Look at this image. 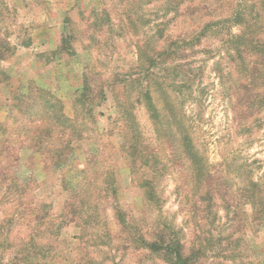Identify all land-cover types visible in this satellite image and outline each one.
I'll return each mask as SVG.
<instances>
[{"label": "trees", "instance_id": "1", "mask_svg": "<svg viewBox=\"0 0 264 264\" xmlns=\"http://www.w3.org/2000/svg\"><path fill=\"white\" fill-rule=\"evenodd\" d=\"M184 1L162 0L164 7L157 10L152 35L136 45L135 70L141 78L116 82L85 72L73 98L72 116L66 114L60 97L30 83L27 93L17 97L25 104L9 110L23 139L11 145L16 149L0 144V184L19 161V151L39 155L43 167L52 171L68 166L73 139H82L86 119L93 118L94 109L105 103L110 93L112 129L119 136L117 150L143 192V204H157L158 180L165 172L175 174L179 181L175 194L191 225L190 235L167 221H149L122 207L113 170L104 164L102 180L85 176L87 180L78 186L83 194L75 192L77 195L66 202L59 216L51 214L49 204H36L33 197H28V183L7 184L25 234L14 242L12 216L0 221L5 224V249L11 252L2 264H52L61 227L76 222L80 232L72 264H120L123 258L114 262L111 250L127 251L129 256L138 253L136 264H145V260L155 264L254 263L244 254L239 236L244 233L246 205L251 208L253 222H264V175L233 187L208 163L195 144L193 125L184 110L188 99L196 102L192 96L193 72L187 63L179 64L184 66L183 76L169 79V71L160 68V63L168 58L170 64L181 63L187 54L196 52L204 37H216L226 49L228 71L223 78L230 81V103L238 115L237 126L249 125L250 120L258 127L264 125V0H187L181 6ZM189 23L192 25L186 29ZM174 28L177 34H173ZM128 80L139 81L134 98L126 90ZM135 104L145 107L154 138L141 132L133 112ZM109 208L113 223L106 216ZM219 211L224 213V229H206L207 224L214 225ZM104 251L105 257L101 256ZM131 262L129 257L127 263ZM256 263L264 264V260Z\"/></svg>", "mask_w": 264, "mask_h": 264}, {"label": "rangeland", "instance_id": "2", "mask_svg": "<svg viewBox=\"0 0 264 264\" xmlns=\"http://www.w3.org/2000/svg\"><path fill=\"white\" fill-rule=\"evenodd\" d=\"M160 7H164L162 0H0V144L11 146L23 139L15 116L10 115L9 110L11 106L25 104L23 98L17 97L27 93L30 83L60 97L66 114L72 116L73 98L85 72H95L100 79L116 82L141 78L135 70L136 45L152 35ZM191 25H186V29ZM176 31L174 28L173 34H177ZM166 61L160 63V68L169 71V79H181L184 66L179 64L187 63V68L193 72L192 90L195 91L192 96L196 102L188 99L184 110L193 125L195 144L208 163L224 174L233 187L248 180H259L264 175V125L258 127L250 120L249 125L237 126L238 115L232 111L230 103V81L223 78L228 71L225 46L216 37L206 36L196 52L187 54L181 63L177 61L171 65L168 58V65H165ZM139 87V81L128 80L126 90L131 98ZM30 94H34V90ZM111 102L109 93L107 101L94 109L93 118L86 119L83 137L73 139L71 162L65 168L52 171L43 167L39 155L32 156L30 150L19 151V161L0 184V221L12 216L10 228L12 239H16L14 242L24 236L25 227L20 224L14 195L8 193L7 184L28 183L31 189L28 197H33L36 204H49L51 214L59 216L66 202L77 195L75 192L83 194L78 186L87 180L85 176H97L98 181L102 180L104 164L113 170L122 207L136 215H144L149 221H167L190 235L191 225L180 210L175 194L179 182L175 174L165 172L158 180L157 204H143V192L117 150L119 136L112 129ZM133 112L141 132L154 138L145 107L135 104ZM82 169L87 170L82 172ZM244 210L247 217L239 239L242 238L244 254L254 262L251 264H257V260H264V222H253L250 206L246 205ZM223 214L219 211L214 225L207 224L206 229L222 231ZM106 216L113 223L111 209ZM4 225L0 224V264L11 256L3 243ZM79 232L77 222L61 227L55 249L57 255L52 264L73 263ZM102 248L105 249V245ZM104 253L101 256L105 257ZM110 254L114 262L122 257L120 264H128L129 257L131 264H136L134 259L138 257V253L132 252L129 256L127 251L111 250ZM151 262L145 260V264H155ZM238 262L233 264H240Z\"/></svg>", "mask_w": 264, "mask_h": 264}]
</instances>
